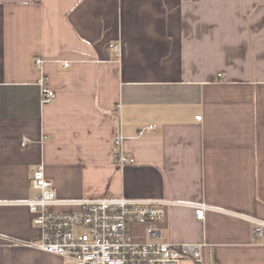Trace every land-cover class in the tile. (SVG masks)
Segmentation results:
<instances>
[{"label":"crops","instance_id":"obj_1","mask_svg":"<svg viewBox=\"0 0 264 264\" xmlns=\"http://www.w3.org/2000/svg\"><path fill=\"white\" fill-rule=\"evenodd\" d=\"M39 164L61 201L175 203L136 244L264 264V0H0V264H63L24 246Z\"/></svg>","mask_w":264,"mask_h":264},{"label":"built area","instance_id":"obj_2","mask_svg":"<svg viewBox=\"0 0 264 264\" xmlns=\"http://www.w3.org/2000/svg\"><path fill=\"white\" fill-rule=\"evenodd\" d=\"M111 50L117 56L118 46L112 45ZM42 63L37 59L39 68ZM38 85L42 102H50L54 92L45 86L43 76ZM111 155L119 166L131 162L122 150L119 134L112 138ZM29 177L36 193L25 205L40 235L37 241L24 246L58 256L63 264H200L203 244L174 245L155 241L136 244L129 237L130 224L159 221L166 208L175 203L127 198L61 201L56 197L52 182L46 179L42 164L32 170ZM59 208L74 209L60 211ZM207 209L203 204L194 206L195 218L203 220ZM251 224L254 239L263 240L264 222L251 220Z\"/></svg>","mask_w":264,"mask_h":264},{"label":"trees","instance_id":"obj_3","mask_svg":"<svg viewBox=\"0 0 264 264\" xmlns=\"http://www.w3.org/2000/svg\"><path fill=\"white\" fill-rule=\"evenodd\" d=\"M197 264H199V263H197Z\"/></svg>","mask_w":264,"mask_h":264}]
</instances>
